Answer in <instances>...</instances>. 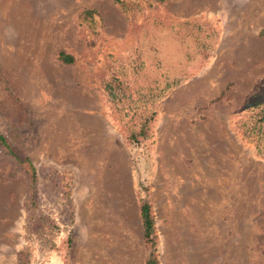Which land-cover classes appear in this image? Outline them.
Returning <instances> with one entry per match:
<instances>
[{
	"label": "rangeland",
	"instance_id": "obj_1",
	"mask_svg": "<svg viewBox=\"0 0 264 264\" xmlns=\"http://www.w3.org/2000/svg\"><path fill=\"white\" fill-rule=\"evenodd\" d=\"M0 70V264H264V0H0Z\"/></svg>",
	"mask_w": 264,
	"mask_h": 264
},
{
	"label": "trees",
	"instance_id": "obj_2",
	"mask_svg": "<svg viewBox=\"0 0 264 264\" xmlns=\"http://www.w3.org/2000/svg\"><path fill=\"white\" fill-rule=\"evenodd\" d=\"M162 1L163 0H159V2ZM58 57L63 63H73V58L69 55L64 54L63 52H61ZM175 80L176 78H173V80L166 82L163 88V92H167L166 90L174 84ZM11 102L17 103L18 101L11 95L9 88L7 87L2 78V73L0 70V108H3V106H8V104H11ZM247 107L249 119L253 120L254 124L257 126L256 129L258 127L260 128V126L264 124V94H261L260 96L254 94ZM138 119H141L139 123V128L136 132L131 131L126 136V139L128 141L138 142L141 138H145L150 135L151 127L156 119V112L155 110H150L147 113L140 115ZM0 147L3 148L13 158H15L18 164L21 166L22 170L24 171V174L27 177L28 181L27 194L24 200V208L26 211L29 212L35 211L34 187L38 181V175L35 167L33 166L32 162L28 159V157L19 155L16 150L11 147L7 139L1 134ZM138 212L143 229V238L147 243L150 244L152 248V251L149 257L147 258L145 264H159L155 250V246L157 244V235L151 205L147 201H139Z\"/></svg>",
	"mask_w": 264,
	"mask_h": 264
}]
</instances>
